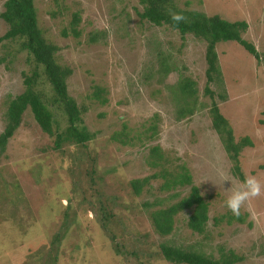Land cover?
<instances>
[{"label": "rangeland", "instance_id": "obj_1", "mask_svg": "<svg viewBox=\"0 0 264 264\" xmlns=\"http://www.w3.org/2000/svg\"><path fill=\"white\" fill-rule=\"evenodd\" d=\"M33 1L39 29L58 48V64L72 71L67 93L93 137L55 150V137L40 129L29 108L23 113L0 156V264H169L161 257L162 243L214 258L218 249L231 250L243 257L237 264H264V195L248 202L238 218L225 204L247 176L264 183V0H176L181 9L247 22L243 38L260 55L257 61L235 42L216 48L220 78L211 89L234 141L244 146L239 172L212 127L211 99L203 94L204 41L140 21L138 0ZM73 14L80 18V37H64ZM7 29L0 19V37ZM90 37L96 41L89 43ZM1 57L0 133L9 101L24 91L22 73L31 70L16 41L0 43ZM184 78L195 82L198 103L193 115L178 119L174 88ZM96 88L106 103L94 98ZM37 89L50 108L49 86ZM52 111L62 130L65 119ZM121 132L125 144L111 140ZM155 146L167 172L185 169L207 203L204 234L187 228L188 211L175 216L169 236L155 234L149 214L191 187L161 191L158 177L140 196L133 194L130 181L159 170L147 165Z\"/></svg>", "mask_w": 264, "mask_h": 264}, {"label": "trees", "instance_id": "obj_2", "mask_svg": "<svg viewBox=\"0 0 264 264\" xmlns=\"http://www.w3.org/2000/svg\"><path fill=\"white\" fill-rule=\"evenodd\" d=\"M142 6V11L138 12L140 21L178 32L181 37L192 35L194 38L205 43V78L206 84L203 94L211 99L210 113L212 116V127L220 137L225 151L230 159L235 163V170L239 172L238 155L244 147L239 142L234 141L233 132L227 121L220 114L217 103L214 101V92L211 85L220 78V67L217 45L221 42H235L240 45L248 54L257 61L260 55L254 45L243 38L248 30L245 21H229L218 15L209 16L205 13L181 9L176 0H138ZM4 11L0 14L7 25L6 33L0 37V43L5 41H16L19 43V50L25 51L26 62L31 66L30 74L22 73L24 91L11 99L5 113V126L0 133V156L4 153L8 141L13 137L19 128L23 113L29 108L35 122L40 129L55 137L54 149L59 150L63 145H84L89 142L93 135L82 126V110L67 93V79L72 71L58 64L56 54L58 48L47 42L37 24L36 10L33 0H5ZM171 13H181L187 19L185 22L176 24L172 21ZM54 15V14H53ZM79 16L73 14L69 31L63 30L62 35L67 37H80V32L76 29L79 23ZM94 37L88 38V42H95ZM6 57L0 58V64L4 63ZM162 62L161 70L167 71ZM41 83L47 84L53 97L50 99V108L62 114L67 125L61 130L60 122L50 108H48L41 91L37 89ZM195 82L190 79H181L174 88V97L177 102L178 119L193 115L197 106ZM94 98L99 103H106V99L101 94L99 88L94 92ZM222 98V97H221ZM224 99V98H222ZM155 134V128H150ZM126 134L119 133L111 137L112 141H119L125 144ZM244 145L251 146L248 138H243ZM147 165L151 169H157L150 177L135 179L130 181V188L135 196H140L144 187L151 179L163 178L160 186L161 191L175 190L178 187L191 186L188 195L179 201L171 204L167 208L158 209L149 214V221L155 234L160 237H167L174 228V218L181 212L188 211L187 228L195 234L205 233V225L208 221V205L202 199L199 190L191 183V176L182 169L180 172L169 173L162 164L167 161L163 159L158 146L149 149ZM176 194L173 195L175 197ZM147 207L148 204H142ZM217 223L218 220L214 218ZM161 257L169 264H237L243 261L242 256L234 254L233 251L218 249V257L191 250L182 246H172L166 243L159 245Z\"/></svg>", "mask_w": 264, "mask_h": 264}, {"label": "clouds", "instance_id": "obj_3", "mask_svg": "<svg viewBox=\"0 0 264 264\" xmlns=\"http://www.w3.org/2000/svg\"><path fill=\"white\" fill-rule=\"evenodd\" d=\"M170 16L176 24L185 22L187 19L181 13H171ZM221 179L227 181L229 177L221 173ZM262 195H264V183L255 176H247L242 184L232 191L225 204L228 210L238 218L248 202Z\"/></svg>", "mask_w": 264, "mask_h": 264}]
</instances>
